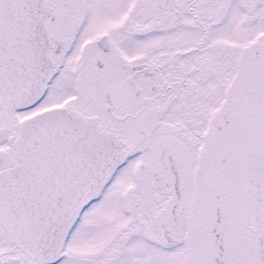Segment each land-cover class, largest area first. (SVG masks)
Segmentation results:
<instances>
[{"label": "snow or ice", "instance_id": "6c2138e0", "mask_svg": "<svg viewBox=\"0 0 264 264\" xmlns=\"http://www.w3.org/2000/svg\"><path fill=\"white\" fill-rule=\"evenodd\" d=\"M0 264H264V0H0Z\"/></svg>", "mask_w": 264, "mask_h": 264}]
</instances>
